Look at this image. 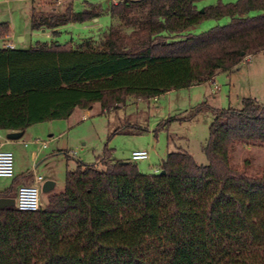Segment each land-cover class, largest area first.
<instances>
[{
	"label": "trees",
	"instance_id": "trees-1",
	"mask_svg": "<svg viewBox=\"0 0 264 264\" xmlns=\"http://www.w3.org/2000/svg\"><path fill=\"white\" fill-rule=\"evenodd\" d=\"M195 1L116 0L104 9L86 2L79 10L71 2L50 10L32 5L31 27L51 34L103 10L110 22L74 44L0 45V128L24 131L95 102L114 108L207 80L264 51V0H215L201 8ZM224 15V23L185 31ZM239 101L202 104L211 111L205 163L174 146L156 172H141L104 146L96 160L67 168L64 188L38 208L0 206V264H264V165L248 170L247 158L237 164L230 157L235 145L264 147V101ZM32 179L28 170L16 174L0 196L14 197L17 185Z\"/></svg>",
	"mask_w": 264,
	"mask_h": 264
},
{
	"label": "rangeland",
	"instance_id": "rangeland-1",
	"mask_svg": "<svg viewBox=\"0 0 264 264\" xmlns=\"http://www.w3.org/2000/svg\"><path fill=\"white\" fill-rule=\"evenodd\" d=\"M111 1L114 0H0V39L3 32L7 31L17 47H28L37 39L58 42L70 40L73 44L77 43L82 36H96L98 31L108 25L110 15L103 10L95 21L92 19L70 21L57 26L58 32L51 34L48 28L42 30L31 27L29 19L31 6L35 5L43 10H50L52 7L62 9L71 2L73 9L79 10L86 2H93L104 9ZM214 1L196 0L195 5L201 8ZM256 11L248 10L246 14L251 15ZM227 19L226 15L218 18L204 17L185 31L197 33L214 24L224 23ZM18 36H23V39L19 40ZM263 66L264 51H253L239 62L234 74V77L239 79L236 80L239 84L246 85L248 82V86L259 100L264 99ZM216 81L220 89L214 99L209 92L213 90L212 82H197L171 88L147 98L130 97L125 103L110 109H101L99 103L95 102L90 108H76L66 118L32 123L18 138H7L6 131L2 129L0 138L10 142L3 147H8L13 152L15 174L22 170L39 174L41 175L39 185L44 179L53 180V186L49 190L39 191L42 203L49 194L64 188L67 168H74L78 159L87 162L96 160L102 155L104 146L111 149L113 157L123 160L131 159L133 149H145L147 156L134 160L141 172H156L166 150L174 146L186 149L197 163H205L206 157L202 146L207 137L211 111L202 104L240 105V99L236 98L239 84H235L226 98V80L218 75L215 77ZM197 105L201 107L194 111ZM129 123L134 124V131L129 130L133 128H129ZM117 127H122V130L114 132ZM167 134L172 136L170 142L167 140ZM65 152H68L69 157ZM230 157L231 161L237 164L241 163L243 158H247L248 170L259 169L264 165V147L255 144L235 145ZM12 178L13 176H0V189L9 186Z\"/></svg>",
	"mask_w": 264,
	"mask_h": 264
},
{
	"label": "built area",
	"instance_id": "built-area-1",
	"mask_svg": "<svg viewBox=\"0 0 264 264\" xmlns=\"http://www.w3.org/2000/svg\"><path fill=\"white\" fill-rule=\"evenodd\" d=\"M1 39L3 46H15L13 40L10 38L9 32H3ZM248 55L249 53H247L244 57H248ZM146 156L147 151L143 148H137L131 151V159L133 160L141 159ZM0 176H14L13 152L8 148H0ZM40 178L41 175L34 174V182L19 183L17 185L15 190L14 203L19 209L33 210L40 206V185L38 184V180Z\"/></svg>",
	"mask_w": 264,
	"mask_h": 264
},
{
	"label": "crops",
	"instance_id": "crops-1",
	"mask_svg": "<svg viewBox=\"0 0 264 264\" xmlns=\"http://www.w3.org/2000/svg\"><path fill=\"white\" fill-rule=\"evenodd\" d=\"M96 19H97V17H93L92 18L93 21H95ZM22 39H23V36H22ZM0 40L2 41V39H0ZM0 45H2V42L0 43ZM244 58L246 59L247 57H244ZM237 66L236 67H233L232 69H219V70H216L214 72V74L209 79L204 80V81H201V83L212 82L211 83L212 84L211 87H212L213 90H210L209 91L210 94H211V98H213V99L216 98L217 95H218V92L217 91L220 89V86L217 83V81L215 82V77H217L218 75L222 76L223 79H224V81L226 80L225 81L226 82V93H225V97L226 98L229 97L230 90L235 87V84H239V81L236 82V80H239V79L237 77H234L235 71H237V69H238ZM248 67H249V65H247V67H246L247 73L249 71V68ZM263 69H264V66H263ZM237 89H238V93L236 94V98L238 97L240 99L242 96H245V95H250V96L254 97L255 99L257 98L256 95H255V93L252 92V89H250V87L248 86V82L246 83V85L239 84V86L237 87ZM263 96H264V94H263ZM256 100H258V101H264V99L263 100L256 99ZM213 106L220 107V106H216V105H213ZM83 115H85V113H83ZM2 129L3 128H0V130H2ZM3 131H7V129H3ZM24 131H23V133H24ZM9 143H10L9 140H7V139L4 140V139L0 138V148H8V147H3V146L4 145H8ZM43 145H45V144H43ZM20 172H23V170L17 172V174H19ZM32 174H33L32 175V177H33V179H32L33 181L32 182H34L35 181L34 180V173H32ZM15 175L16 174L14 173V176Z\"/></svg>",
	"mask_w": 264,
	"mask_h": 264
},
{
	"label": "water",
	"instance_id": "water-1",
	"mask_svg": "<svg viewBox=\"0 0 264 264\" xmlns=\"http://www.w3.org/2000/svg\"><path fill=\"white\" fill-rule=\"evenodd\" d=\"M18 39L21 40L22 36H18ZM23 130H7L5 135L7 138H18L22 135ZM53 180L51 179H44L41 182L40 189L42 191L49 190L53 186ZM14 203V197L12 196H0V206L13 204Z\"/></svg>",
	"mask_w": 264,
	"mask_h": 264
}]
</instances>
